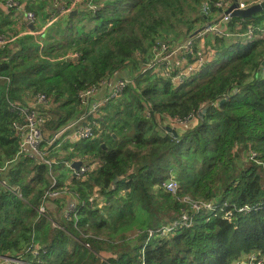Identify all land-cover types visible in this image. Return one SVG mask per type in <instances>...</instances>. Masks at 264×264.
Here are the masks:
<instances>
[{"label": "trees", "instance_id": "trees-1", "mask_svg": "<svg viewBox=\"0 0 264 264\" xmlns=\"http://www.w3.org/2000/svg\"><path fill=\"white\" fill-rule=\"evenodd\" d=\"M204 1L84 0L39 35L0 25L15 36L0 45V75L9 78L0 79V261L235 264L253 252L264 259V38H193L205 42L185 56L201 52L206 62L184 83L164 76L165 65L149 67L158 40L171 49L212 21L216 8L203 14ZM260 21L264 11L232 17L226 30L243 33ZM125 68L133 76L121 94L82 104L81 92ZM37 92L52 99L43 128L51 167L22 149L9 108ZM93 102L102 104L88 117L96 122L91 137L50 143ZM198 112L195 123L174 127L178 136L166 129ZM75 160L92 166L85 177L74 174ZM169 178L179 183L176 194L162 187ZM51 190L68 191L50 197ZM184 196L213 200L214 208L169 237H150L149 229L189 212ZM74 198L77 217H67Z\"/></svg>", "mask_w": 264, "mask_h": 264}, {"label": "built area", "instance_id": "built-area-1", "mask_svg": "<svg viewBox=\"0 0 264 264\" xmlns=\"http://www.w3.org/2000/svg\"><path fill=\"white\" fill-rule=\"evenodd\" d=\"M225 0H217V1H204L201 10L202 13L208 15L212 8H216L221 10L224 14L222 17L210 24L205 30L204 33H213L215 36L220 37H243L244 43H249L258 39L264 38V27H259L258 25L255 26L254 24H249L243 33L238 32H230L228 30H224L222 28L223 25L228 24L231 21L232 15L231 13H225L227 0L224 6ZM263 0H238V9H246L250 5L254 3L261 2ZM81 3V0H69L64 4H58L57 1L54 3L52 7L51 14L49 17V23L52 24L55 20L59 17L70 14L71 11L77 8V6ZM6 5L8 7H12L17 11L23 9L22 5L17 0H6ZM90 8L96 9L95 6L90 5ZM28 19L31 23H36L38 21L37 14L33 11H28L25 9ZM13 39V37L8 36L5 33H0V45L8 44ZM236 41V40H235ZM194 40L191 38L185 43L175 45L170 48L167 42L162 40H158L154 46V53L157 59L154 63H150L149 67H154L160 63H167L166 67L163 69V73L170 76L172 74L175 76L176 80L183 82L186 80V77L194 73L204 62L205 57L198 53L196 57H194V61L188 63L186 66L172 64L170 63L169 59L171 55L181 54H190L194 49ZM213 53V51L210 52ZM214 56V54H212ZM173 69H177L176 73H173ZM169 72V73H168ZM264 72V71H263ZM130 83V80H120L119 83L115 84L114 88H112V92L109 93L103 101H106L108 97L116 96L121 94L123 89ZM98 87H91L83 92L80 93L81 102L84 105H88L90 99L96 95L98 91ZM227 95L225 96V98ZM102 101V102H103ZM101 102H93L90 105L89 111L84 114L82 117L77 119L76 121L72 122L66 127V130H73L75 139H85L91 137L93 133V125L96 123L94 121L88 120V117L92 114H96L98 109L101 106ZM52 99L48 96L45 92H37L28 97L26 103H19V102H9V108L18 114L19 119H16L13 123V127L17 132H20L22 135L21 147L22 149H27V155L33 158L42 159V161L49 165L50 167L54 164L55 160L49 159L47 156L49 154L48 147L44 146V132L43 128L45 125V121L47 118L46 109L52 107ZM198 113H190L188 116L184 118H174L170 120V122L180 126V125H189L194 123L198 117ZM61 134H56L53 139H51L50 143L55 139H58ZM91 169V166L84 163L80 166L79 170H74V174L78 177H85L87 172ZM53 177V184H56V179ZM162 187L171 192L172 194H176L180 187L179 183L176 179H168L163 182ZM68 190H63L59 192L58 190H51L48 191L47 194L50 197H58L62 192L65 193ZM180 200L189 205V212L185 211L184 214L179 218L172 222L170 225H166L160 227L156 230L149 229L148 234L150 237H160L165 238L169 237L171 234L175 233L180 228H186L192 226L194 222V215L198 214L202 211H211L214 208L213 200H197L191 196H184L180 198ZM77 209V202L76 199H72L66 210L67 217H77L76 214ZM41 212L44 211V207H41ZM207 214V213H206ZM72 215V216H71ZM145 244L144 247H146ZM103 261V259H102ZM18 259L15 258H5L3 261H0V264H22ZM138 264H145L144 262ZM235 264H264V259L260 257V255L256 252H253L248 255L247 259L237 261Z\"/></svg>", "mask_w": 264, "mask_h": 264}, {"label": "crops", "instance_id": "crops-1", "mask_svg": "<svg viewBox=\"0 0 264 264\" xmlns=\"http://www.w3.org/2000/svg\"><path fill=\"white\" fill-rule=\"evenodd\" d=\"M21 5L22 8L27 7L28 5L34 6L33 8L27 9L28 11H33L34 13L37 14L38 17V21L36 23H31L30 20L27 17L26 12H18L15 13L14 10L9 9V7L6 5V0H0V25H2L4 31H12L15 32L19 35H23L26 33H42L43 31H45V29H47L51 24L49 23V17H50V11L52 10V7L54 6V3L57 1L58 4H64L69 0H17ZM84 0H81V3ZM233 0H227V5H226V9L230 7V5L232 4ZM217 10V9H216ZM213 10L211 12V20L218 21V19L220 18V14L222 13L221 10ZM46 11L48 13V16H46ZM261 19V18H260ZM261 22V21H260ZM259 22V23H260ZM5 24L8 25L9 29L5 30ZM257 25L259 27H264V22L258 24ZM224 30H226V28H228V24L223 25L222 26ZM236 31V30H235ZM208 34V35H207ZM213 34V33H211ZM210 33H204V31L202 32V34H200L198 37H209ZM15 37V36H14ZM13 37V38H14ZM197 37V38H198ZM193 39V38H192ZM194 42L196 43L197 40L193 39ZM204 44V43H202ZM178 58H180L181 56H177ZM183 57L180 58L178 65H182V66H186L188 63H191L189 61H191L188 57H186L184 55V59H182ZM194 56H192V60H193ZM129 71V69H128ZM131 71L128 72V74ZM127 74V77H128ZM2 77H0L1 79ZM112 86L111 83H108V86L105 84L104 87H100L98 89V91L96 92L95 98L96 99H100L102 100L103 98H105L106 95H108L109 93L112 92ZM69 134L66 135L65 137H68V139L72 140V141H76L77 139H75V135L73 133V130H69L68 132ZM64 140H67L66 138ZM75 170V169H74Z\"/></svg>", "mask_w": 264, "mask_h": 264}, {"label": "rangeland", "instance_id": "rangeland-1", "mask_svg": "<svg viewBox=\"0 0 264 264\" xmlns=\"http://www.w3.org/2000/svg\"><path fill=\"white\" fill-rule=\"evenodd\" d=\"M225 3H226V0L224 1V6H225ZM9 9H11L12 10V7H9ZM14 11H15V13H17L18 14V12H23V11H25V7L23 8V9H21V10H19V11H17V10H15V9H13ZM219 10V9H218ZM50 14H51V11H50ZM221 14H223V12L221 13ZM220 14V15H221ZM46 16H48V13H47V11H46ZM250 24H254L255 26H257V24H256V22H252V23H250ZM200 28V27H199ZM40 34V33H39ZM39 34H37V33H34V35H39ZM205 42V39H199V40H197V44L200 46L202 43H204ZM199 53H201V52H199ZM202 54V53H201ZM213 53H211V55H209V60L210 59H212L214 56L212 55ZM181 56V57H183V55H181V54H177V55H171V57H170V63H172V64H176V63H178V60H180V58H178L177 56ZM196 56L198 55V54H195ZM203 56H204V54H202ZM154 56H155V54H154ZM196 56H194V57H196ZM155 59H157V57L155 56ZM190 62H193V60L192 61H190ZM205 62H206V59H205ZM163 65H165V67H166V65H167V63H165V62H163V63H160V62H158V64L156 65V70H159V69H162V67H163ZM212 68H214V67H211V68H206L205 69V71L204 72H208L209 70H212ZM128 69H123V70H121V71H117V72H115L114 73V75L112 76V77H110V78H103V79H101L100 80V87H104V85L106 84L107 86H108V83L110 82L111 83V86H112V88H114V86H115V84H117V83H119L120 82V80H125V78L127 77V74H128ZM169 73V72H168ZM164 76H166V77H169V78H172V79H174V80H176V78H175V76H173L172 74H170V76H168V75H166V74H163ZM128 76H129V80H131V78H132V73L130 72L129 74H128ZM0 77H2L1 78V80H3V81H9V78L7 77V76H1L0 75ZM182 83H184V81L182 82ZM47 94V93H46ZM48 96H50L49 94H47ZM51 97V96H50ZM111 97H113V96H111ZM111 97H108V99L107 100H109ZM106 100V101H107ZM105 101V102H106ZM196 121H197V119H196ZM195 121V122H196ZM194 122V123H195ZM166 123L168 124V122L166 121ZM169 126H171V127H175L176 126V124H174V123H170L169 124ZM69 130L65 133L66 135H68L69 133ZM62 136V135H61ZM59 137L58 139H62V140H64L65 138L67 139L68 137ZM60 140H58L57 141V143H59V141ZM92 167V166H91ZM103 261H105V259L103 258Z\"/></svg>", "mask_w": 264, "mask_h": 264}, {"label": "water", "instance_id": "water-1", "mask_svg": "<svg viewBox=\"0 0 264 264\" xmlns=\"http://www.w3.org/2000/svg\"><path fill=\"white\" fill-rule=\"evenodd\" d=\"M78 11H79L78 8L74 9L73 11L70 12V16H72L73 14H76ZM263 11H264V0L261 1V2H258V3H254V4L250 5L249 7H247L246 9H238V0H233L232 4L225 11V13H229L230 12L232 17H243V18H247V19H252L255 16V14L261 13ZM223 14H221L220 18L222 17ZM213 22H215V21H208L203 26H201L200 28L196 29L190 35V38L198 37ZM262 65L264 67V61H263ZM205 111H206V108H204L202 110L201 115ZM166 129L168 131H170L174 136H178V132H177V130L174 127L167 126ZM82 164H83L82 160H78V161L75 160V161L72 162V166L74 167L75 170H79V168H80V166Z\"/></svg>", "mask_w": 264, "mask_h": 264}]
</instances>
